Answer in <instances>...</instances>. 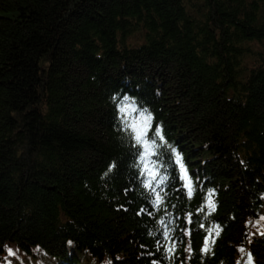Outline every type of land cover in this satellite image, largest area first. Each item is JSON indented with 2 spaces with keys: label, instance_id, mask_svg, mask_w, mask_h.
<instances>
[{
  "label": "trees",
  "instance_id": "16d2710c",
  "mask_svg": "<svg viewBox=\"0 0 264 264\" xmlns=\"http://www.w3.org/2000/svg\"><path fill=\"white\" fill-rule=\"evenodd\" d=\"M261 217L264 0H0V264H264Z\"/></svg>",
  "mask_w": 264,
  "mask_h": 264
},
{
  "label": "snow or ice",
  "instance_id": "6c2138e0",
  "mask_svg": "<svg viewBox=\"0 0 264 264\" xmlns=\"http://www.w3.org/2000/svg\"><path fill=\"white\" fill-rule=\"evenodd\" d=\"M129 111L134 112V111H136V109L130 108V106L127 103H125L119 109V112L121 114V121H122L124 127L128 130L129 139L134 141L135 145L138 148L136 156H138V158L140 160V165L142 166V171H140L139 175L143 176L145 174V172H148L150 174V179L155 180L157 174L155 171H153L151 168H149L148 164L145 163V160H146L148 155H155L156 154L154 151L149 152V149L152 148L153 146H155L157 138L160 141H164V136L161 132V129L159 127H157L155 129L153 138L151 139V141H149L146 137H147V130L150 127V123H151V119H152L151 114H145L144 112H141L139 119L134 118L132 120H129L126 118ZM140 148H143V152L139 151ZM172 151H173V153H175V164L178 165L179 169H180L179 178L185 182L184 187L188 189L187 194L190 198L192 195V181L188 176V173H187V170H186L185 165L183 163L181 155L179 153H176L175 149H172ZM134 166H136V165L134 164ZM112 167H114V165L110 166L109 171H111ZM153 167H155V162H153ZM105 175H107V173H105ZM161 182H163V178H162ZM143 187L145 189H149V188H152V185L149 182H144ZM213 194L214 193L209 192L208 205L207 206L210 207L214 211L215 210V204L211 199ZM155 195H156V199H155V201H153V203L158 206L161 203V196H160V193H156ZM260 219L264 220V217H261ZM162 223H163V221H162ZM257 223H259V222H257ZM211 231L212 230H209L210 234H211ZM217 235H218V232H217ZM163 238H164V240H168L169 233L164 232ZM69 243H71V241H69ZM213 243H214V241H213ZM173 247H174V245H173ZM204 250L205 251L208 250L207 241L205 242ZM240 251L243 252L244 249L241 248ZM9 254H12L11 250H9ZM108 264H111V262L109 261ZM247 264H251V254L250 253L248 254Z\"/></svg>",
  "mask_w": 264,
  "mask_h": 264
},
{
  "label": "rangeland",
  "instance_id": "374dc122",
  "mask_svg": "<svg viewBox=\"0 0 264 264\" xmlns=\"http://www.w3.org/2000/svg\"><path fill=\"white\" fill-rule=\"evenodd\" d=\"M168 86H169V89H170V90L176 89V88H175V84H173V82L170 83V84H168ZM169 92H170V91H169Z\"/></svg>",
  "mask_w": 264,
  "mask_h": 264
}]
</instances>
